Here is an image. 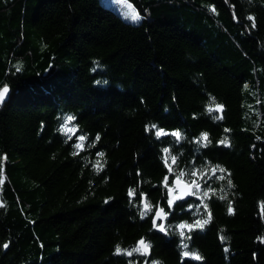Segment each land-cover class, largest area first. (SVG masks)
<instances>
[{
    "label": "trees",
    "instance_id": "16d2710c",
    "mask_svg": "<svg viewBox=\"0 0 264 264\" xmlns=\"http://www.w3.org/2000/svg\"><path fill=\"white\" fill-rule=\"evenodd\" d=\"M129 1L0 0V264H264V0Z\"/></svg>",
    "mask_w": 264,
    "mask_h": 264
},
{
    "label": "snow or ice",
    "instance_id": "6c2138e0",
    "mask_svg": "<svg viewBox=\"0 0 264 264\" xmlns=\"http://www.w3.org/2000/svg\"><path fill=\"white\" fill-rule=\"evenodd\" d=\"M131 19L134 20V21L135 20H139L140 19V16H139L138 13H136L133 10V12L131 14ZM7 92H8L7 87H5L3 89H0V102H3L4 101V98H5V95L7 94ZM213 110L221 111L222 110V106L221 105H216L215 109H212V108L209 109V111H213ZM220 118H222V117H217V119H220ZM66 119L70 122L73 119V117L68 116V117H66ZM68 131H71V129H68ZM160 134H161V132H158L157 133V135H160ZM173 135L177 136V138L180 137V134L179 133H173ZM80 139H84V137H80ZM202 139L205 140V141L207 140V134L206 133L202 134ZM221 143H226V141H221ZM77 147H80V145H77ZM165 151H167V150H165ZM100 155H103V154L101 153ZM172 159H173V162H175V157H173ZM221 171H223V170H221ZM192 175H196V173L193 172ZM0 183H2V181H0ZM193 183L195 184V181H193ZM197 187H198V185H197ZM129 194L132 195L133 194V191L130 190ZM146 207H148V206L146 205ZM144 214L145 213H142L141 215H144ZM209 218H210V214H209ZM206 223H208V220L203 221V223L197 221L196 226L202 227L203 224H206ZM181 227H184V225H182ZM188 227L191 228L192 226L189 225ZM140 243H141V245H143V247L147 248V245H145L143 241H141ZM5 247H7V245H5ZM119 251H120V249L117 248V252H119ZM135 251H139V249H135ZM128 254L131 255V253H128ZM195 258L196 259H199V257H195Z\"/></svg>",
    "mask_w": 264,
    "mask_h": 264
},
{
    "label": "rangeland",
    "instance_id": "374dc122",
    "mask_svg": "<svg viewBox=\"0 0 264 264\" xmlns=\"http://www.w3.org/2000/svg\"><path fill=\"white\" fill-rule=\"evenodd\" d=\"M101 1L114 8L119 14H121L128 21L139 22L143 18L142 14L134 7L132 2H130L129 0H101ZM133 10L139 14L140 16L139 20L134 21L131 19V14Z\"/></svg>",
    "mask_w": 264,
    "mask_h": 264
},
{
    "label": "water",
    "instance_id": "95a60500",
    "mask_svg": "<svg viewBox=\"0 0 264 264\" xmlns=\"http://www.w3.org/2000/svg\"><path fill=\"white\" fill-rule=\"evenodd\" d=\"M5 87H7L8 92L5 95L4 101L8 98L9 93H10L9 87L8 86H4L3 88H5ZM3 88H1V89H3ZM3 102H0V105H2ZM175 187L177 189L176 195L173 196V191L172 190H171V193H170L173 196L172 203H176V202L182 201V200L191 199L192 190H193V187H192L191 184H188L186 181H183V180H181L179 178H176L175 179Z\"/></svg>",
    "mask_w": 264,
    "mask_h": 264
}]
</instances>
